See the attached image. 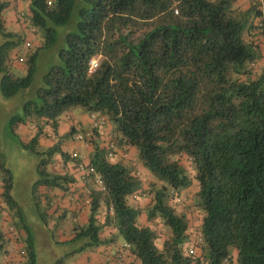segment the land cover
<instances>
[{
  "label": "trees",
  "instance_id": "1",
  "mask_svg": "<svg viewBox=\"0 0 264 264\" xmlns=\"http://www.w3.org/2000/svg\"><path fill=\"white\" fill-rule=\"evenodd\" d=\"M79 1L75 30L59 52L62 64L52 66L36 98L11 120L34 135L32 148L41 158L33 186L38 209L43 205L39 187L47 191L48 213V193L58 188L67 194L77 181L76 166L83 159L63 146L67 137L78 141L81 126L66 113L81 108L106 123L101 130L88 129L87 143L94 146L88 166L101 178L102 189L90 174L87 221H71L72 240L83 236L89 241L74 252L113 243L114 236L101 237V229L112 228L124 242L129 264H231L230 247L236 249V264H264V71L255 68L260 59L256 5L242 11L233 0ZM76 2L0 0L3 36L15 38L20 30L29 34L0 47L5 97L34 85L38 61V55L18 52L15 58L27 67V76L18 78L6 65L7 51L21 41L32 49V36L38 50H51L58 41L56 27L71 24ZM8 26L20 30L7 34ZM135 30L141 37L128 41ZM97 55L100 64L88 74V63ZM62 119L71 126L66 136L60 134ZM108 125L117 136L107 141L132 147L140 162L123 164L124 155L115 149L114 158H108V142L98 145L96 140ZM41 140L53 143L45 153L35 148ZM59 154L73 162L72 173L48 170ZM0 172V197L14 206L13 175L1 155ZM191 182L197 187L194 209L205 213L198 229L189 222L194 210L185 191ZM101 205L106 213L99 222ZM142 213L151 226L142 222ZM60 218L65 223L67 216ZM29 244L26 264H37L33 240ZM185 244H193L196 256ZM117 253L116 261L124 251Z\"/></svg>",
  "mask_w": 264,
  "mask_h": 264
},
{
  "label": "rangeland",
  "instance_id": "2",
  "mask_svg": "<svg viewBox=\"0 0 264 264\" xmlns=\"http://www.w3.org/2000/svg\"><path fill=\"white\" fill-rule=\"evenodd\" d=\"M76 1V6L71 16V24L65 27H56L58 31V41L51 50H38V48L35 47L38 46L37 38L32 36V40L35 44V46H32V49L25 48V41L24 43L21 41L17 47L14 48L11 46L7 51L9 58L6 60V65L18 78H24L27 76V67L25 63H20V61L15 58L17 53L22 52V55L24 56L29 53L38 55L37 74L35 83L31 88L22 90L13 97H5L1 91L2 74L0 73V155L6 161L7 167L10 168L12 172L14 185L10 190V194L13 201L16 202L14 206H10L6 201L0 203V264H26L29 258L27 250L30 246L29 240H33L38 258L37 264H58L59 259L61 258H63L62 264H92L97 260L95 257L91 256L96 252V247L91 248L86 246L83 251L74 252L79 246L84 245L89 241L87 237L81 236L74 240H68L69 233H66L64 230V225L57 221L53 223L54 220H52L51 215L46 212V206L41 205L38 209L35 200L38 198H35L36 194L33 193V186H35L36 182L39 180L38 164L41 158L32 148V138L34 135L28 132L26 127L22 124H13L11 122L13 116L22 115L26 102L36 98V91L38 88L43 87L44 78L49 73L52 66L62 64L59 52L66 47L65 37L68 33L75 30V25L78 21L76 11L81 4L79 0ZM27 5L28 2L24 3L22 6L23 8H26L25 10L28 15L30 14V11L29 5L28 8ZM10 17L12 18L10 15L7 19L9 20ZM18 29L19 27L8 26L5 29V32L7 34L15 33L20 30ZM21 32L22 31L20 30L17 37L21 38L22 36L25 38L29 35L28 32ZM42 35L43 32H40V42L43 45L44 41L42 40ZM141 35V31L135 30L134 34L128 36V41L136 42ZM17 37H4L0 31V47L8 41H17ZM81 110V108H75L69 112H71L72 115L77 116ZM61 118H63V116H61ZM31 120H33V118ZM27 125L34 126L33 123H28ZM114 136L116 137L117 133H114ZM51 144H53L52 141L43 143L41 140L35 147L36 151L39 153H45ZM63 149L66 150L64 146ZM137 160L140 162L138 157ZM59 161L61 162L60 164H62V157L60 154L55 156V164L50 165L48 170L50 172H61V167L64 168V166H58L57 163ZM2 177L3 174L0 172V181L2 180ZM193 187L194 184L191 182V185L186 188L192 204V210H194L192 217L188 216V218L190 217L189 222L194 224L193 228L195 227L198 229L205 213L202 209H194L193 202L196 203L194 194L197 187L195 189ZM1 191L2 188L0 187V192ZM45 191L46 189L44 187H39L37 191L42 199ZM129 204L132 206L130 201ZM181 206L182 204L177 205L178 208ZM5 210L8 214H11L13 220L8 222L4 221L3 211ZM67 215V223L71 222L75 217L73 212H69ZM105 229L106 228L101 229V233H103ZM195 230L196 229L193 231L194 237L197 236ZM62 231L63 234L61 233ZM106 236V238H109V233H106ZM113 236L115 239L119 240L121 244H114L111 247L112 253L116 254L118 251H124L125 253L126 250H123L124 242H122V238L119 237L117 232H114ZM158 242L160 243V240H158ZM72 252L74 253L71 254ZM7 254L9 256H7ZM230 254L233 260L232 264H236V249L234 247H230ZM84 255L89 256V258H85ZM6 256L9 258L8 260H6Z\"/></svg>",
  "mask_w": 264,
  "mask_h": 264
},
{
  "label": "crops",
  "instance_id": "3",
  "mask_svg": "<svg viewBox=\"0 0 264 264\" xmlns=\"http://www.w3.org/2000/svg\"><path fill=\"white\" fill-rule=\"evenodd\" d=\"M234 3V7L238 8L242 11H246L247 9H249L251 7V5L253 4L252 0H233ZM257 43L259 44V55H260V59L258 60L257 64H255V68H257V71L260 72V70L264 71V43L262 42V40L256 36L255 37ZM261 40V41H260ZM69 116H71L72 118V122L79 124L81 126V129L83 130H87L89 129L90 125H91V121L89 119V115L85 112H83L82 110L79 112V114L76 115H72L71 112L66 113ZM64 114V115H66ZM71 126L70 123L67 121H64V119L61 120V127H60V134L66 136L70 130ZM27 130V129H26ZM113 128L108 125L105 127L104 131L101 132L100 137H98L97 143L98 145H103L104 141H106L107 139H112L113 137ZM43 142V141H42ZM45 143V142H43ZM66 150H68V152H77L81 155L83 162L84 163H88L89 159L92 155V152L94 150V146L93 145H89L86 142H78V141H74L73 137H67L65 138V144H64ZM69 148V149H68ZM117 151L119 154L124 155V159H120L119 161H121L123 164L126 165H130L132 166L136 161V152L135 150L131 147H125V146H120L117 145ZM124 153V154H123ZM58 166L63 165L64 168L61 167V174H64L66 172H73V162H64L62 160V164L57 163ZM143 170L145 171L146 169L143 168ZM76 182L73 184V186H69V190L67 192V194L62 193V191L58 188H56L55 190L49 192V199H51V205L52 207L49 209L48 213L49 215H51L53 223H55L56 221L58 222V217L59 219H61V215L63 213L66 214V216H68L67 214L70 212H73L75 214V217L72 219L74 221H77L80 225H84V223L87 221V214H88V206L84 203V195H83V189H84V183L81 177H79L78 173L76 174ZM196 188V187H195ZM185 192H188L187 190ZM182 193V195H184V198H187V194L186 193ZM1 193V192H0ZM45 193H47V191H45ZM43 205H47L48 200L43 198L41 199ZM142 201V200H141ZM140 201V202H141ZM2 202V199L0 197V203ZM3 203V202H2ZM6 209V208H5ZM7 210V209H6ZM3 211V218L4 221H11L12 216L11 214H8V210L7 212ZM106 213V208L105 205H101L99 208V214L97 216V220L99 222H102L104 220V215ZM141 220L142 222H144L146 225L151 226V223L145 222V215L142 213L141 215ZM64 222V221H63ZM60 224L64 225V230L66 231V233H69V238L68 240H72L74 237V231H73V226L74 224L72 222H70V224L68 223H62L61 221L59 222ZM161 224L158 223V227H160ZM115 232V229L112 228H106L104 230L103 233H101V237L105 238L106 233L110 236H113ZM63 234V231L61 232ZM161 239V238H160ZM163 239V238H162ZM123 242V241H122ZM63 243V242H61ZM116 243L121 244V242L119 240H115L113 243H110V245L104 244V245H100L96 247V252L94 253V255H91L93 257H95L97 260L92 263V264H112L115 263L116 259V255L118 254H113L112 253V246ZM122 255H125V253H120ZM7 256H9L7 254ZM6 256V260H8L9 258ZM85 258H89V256L84 255ZM125 257V256H124ZM125 262L122 264H129L130 262V258L125 257ZM13 261V259H12ZM132 263V262H131ZM134 264H137V261H133ZM86 264H90V263H86ZM232 264V263H231Z\"/></svg>",
  "mask_w": 264,
  "mask_h": 264
},
{
  "label": "built area",
  "instance_id": "4",
  "mask_svg": "<svg viewBox=\"0 0 264 264\" xmlns=\"http://www.w3.org/2000/svg\"><path fill=\"white\" fill-rule=\"evenodd\" d=\"M252 1L256 5L257 12H258V17L256 18V20L254 22V27L257 30V32L259 33L258 35H260L259 38L264 43V0H252ZM101 59H102L101 55H97V56L93 57L92 59H90V61L88 63V74H92L97 70ZM93 61L95 62V65H93ZM89 119L91 121V128L93 127V128H97L99 130H101V128L106 123V120L103 116L94 117V115L91 114V115H89ZM90 136H91V134L88 131H86L84 134H82L81 132H77V134L75 135V139L78 141H82L85 138L86 139L90 138ZM106 147L110 150V152L108 153V158L113 159L114 155H113V151H111V150L115 149L114 145L112 143L108 142V144L106 143ZM73 156L81 158V156L77 152H73ZM76 170H77L78 174H80L82 176H89L90 174H92L94 182L99 186V188L102 187V181H101L100 177L95 173L93 167L87 166L81 161L77 164ZM88 193H89V191L87 189H85V191H84L85 197L84 198H85L86 203L89 202V198L87 197ZM198 241L200 242L201 240L198 239ZM189 254L196 256V252H195L193 244H190V246H189ZM124 258H125L124 255H119L118 260L115 261L116 263H112V264H121V263H123V261H125Z\"/></svg>",
  "mask_w": 264,
  "mask_h": 264
},
{
  "label": "clouds",
  "instance_id": "5",
  "mask_svg": "<svg viewBox=\"0 0 264 264\" xmlns=\"http://www.w3.org/2000/svg\"><path fill=\"white\" fill-rule=\"evenodd\" d=\"M253 2V1H252ZM93 65H95V62L93 61ZM90 129H91V125H90V127H89ZM81 127H78V132H81ZM86 131H88V129L86 130ZM86 131H84V133L86 132ZM83 142H86L87 143V139L85 138L84 140H82ZM80 142V141H79ZM105 142H108L107 140L105 141ZM109 143H112L113 145H114V148H115V150H117V145H116V143L115 142H113V141H111L110 140V142ZM88 144V143H87ZM90 145V144H89ZM79 154V153H78ZM80 155V154H79ZM81 156V155H80ZM78 158V157H77ZM80 159V158H79ZM81 159H82V157H81ZM81 162V161H80ZM84 163V162H83ZM85 165H87L88 166V163H84ZM95 171V170H94ZM78 173V172H77ZM79 175V177H81L82 178V180H83V183H84V189H83V195H84V191H85V189H87L88 191H89V189L88 188H86V184H88V180H90V178L87 176V180H85V177L86 176H82V175H80V174H78ZM101 179V178H100ZM94 181V180H93ZM95 183V182H94ZM96 184V183H95ZM97 185V184H96ZM98 186V185H97ZM98 188H99V186H98ZM100 189H102V188H100ZM85 197V196H84ZM83 197V198H84ZM84 201H85V198H84ZM86 203V202H85ZM185 246H186V248H189V246H190V244H185Z\"/></svg>",
  "mask_w": 264,
  "mask_h": 264
}]
</instances>
